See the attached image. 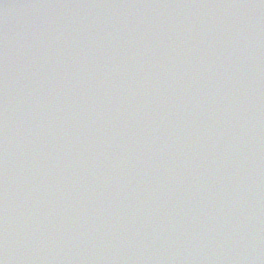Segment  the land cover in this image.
I'll list each match as a JSON object with an SVG mask.
<instances>
[{
  "label": "water",
  "instance_id": "obj_1",
  "mask_svg": "<svg viewBox=\"0 0 264 264\" xmlns=\"http://www.w3.org/2000/svg\"><path fill=\"white\" fill-rule=\"evenodd\" d=\"M88 3L89 4H85V2H83L82 0H55L52 5L50 13L57 14L58 12H61L62 15H65L68 18H71L72 16L76 17L74 13L89 12L88 7H90L91 4H95L96 1L88 2ZM123 5H124V0H122L121 3L115 4L114 6L115 8H117V7H122ZM81 16H87V15L83 14ZM233 27H234V32H238L242 30L243 25L240 24L239 21H236L233 24ZM179 32L182 33V35L187 36V37L191 35L192 43L190 47L194 49L195 52H199L196 54V57L198 59H200L201 55H204L205 58H213L212 61L214 62V67H215V78L214 79L216 80V82L213 83V80L208 82L206 84L207 85L206 92H210L211 89L218 82L220 85L224 84V86L222 87L225 89L226 93L232 92V90L237 89V91L235 92L236 94V93H239L240 90L246 88L245 84L252 83L249 78L250 71L253 70V72L255 73L261 72L262 74H264V57L260 56L258 53H254L252 59L250 60L247 58L242 59L239 54H235L234 52L231 51L228 43H225L224 41L220 40L219 38L220 34L218 35L217 30L213 32H209L206 35H200L199 32L196 31L195 28H193V25L186 24L185 26L182 27V31H179ZM21 33H23L22 35H28V32H25L23 30L21 31ZM15 35H19V32L16 33ZM204 41L208 43V47L206 51L202 53L201 47ZM263 46L264 44H262V47ZM182 53H184L183 50H182ZM224 56H227L228 58ZM140 62H144V61H140ZM140 62L139 61L131 62V60H129V61L122 63L123 65V68L121 69L122 71L119 70L118 74L112 73L105 69H83L80 75L78 76L76 75V77H73V78L69 77V78H71L72 81L75 83L78 80L82 79L83 80L82 85L84 86V88H91V90L93 91H96L97 87L100 84H102L103 88L105 89L106 88L109 89L111 87L114 88L115 83L119 86V88L123 90L129 85L136 87L139 85V83H142V82L147 83V80L149 79V74H145L144 71L140 70L145 65L144 63L141 64ZM15 64H18L17 60H15ZM180 64L182 63L180 62ZM180 64H178L177 68H179ZM193 67L194 68L189 69L188 71H184V73L182 74V77L180 78L181 80L180 83L177 80V78H175L176 74L170 73L176 70L177 68L175 66L171 67L169 69V72L163 73V76L164 77L168 76L167 78L173 79V83L165 82L164 83L165 87L160 84L158 87L153 89L155 93L154 92L150 93L149 91H147V94H145L144 100L149 101L150 105L154 109L157 110V113H155L152 109L153 115L155 114V116L157 117L156 118L155 116L152 117L150 113L151 109L147 110L146 112L147 125L149 124L150 121H152L150 123V127L149 128L146 127V130H144L140 126L137 127V129L141 131L143 134L141 135V137L143 138L144 135L146 136L143 139L144 144L148 143L149 138L152 133L157 132V130L160 131V127H163L165 125V122L168 124H172V122L168 120L170 119L169 116H172V114L175 112L174 109L171 110L172 102H174L173 98L175 94L179 95L181 92H183V89L184 91H188V85H187L188 80L190 81V79L199 71L198 69L201 68V64H199L198 66L194 65ZM118 68H121V67L115 66V69H118ZM200 70L202 71L203 68ZM204 71L205 70H203L202 72ZM152 73L153 72H151V75ZM62 74L63 73H58L59 76H56L53 80H59L61 78L66 79V77H64ZM7 78H8V81H10L11 83H15L11 76H8ZM186 78L188 80L185 81ZM224 80H227V83H224ZM245 80L248 82H244ZM258 83L261 86V87L258 86L260 88V91L264 92L263 79H259ZM1 84L2 85L4 84L2 79H0V85ZM45 84L46 83H42V82H30L27 85L30 87L31 93H34L36 88L40 87L41 89H43V87H45ZM149 89H152V88H149ZM25 94H27V92L24 89V87H22L18 91V95H16L15 98H20L22 97V95H25ZM216 94H217L216 92H213V94H211L213 99H216ZM7 95H9V92L7 93ZM223 95L226 96L225 94ZM37 97L39 98V95H35L33 98L37 99ZM0 101H5V102L10 101L11 102L12 100L9 98V96H5V98L0 96ZM99 101L101 102V95H97V93H93L92 95L90 94L88 95L87 99L82 98L77 103H74L72 112L69 114H65L64 118L68 119L71 115H74L79 111L84 112L83 116L93 117L95 115L93 114L95 112L93 108L95 107V104ZM29 110H30L29 112L28 110L26 112H23L22 110L16 111L10 108L9 112L11 113V115L5 114L2 116V118L5 120L4 122H1L2 119L0 117V151L9 149L12 147V144H16V143L17 144L19 143L20 147H23V149L25 150L28 149L27 144L30 142L28 135H30L32 138L33 134H29V133L26 134V133L21 132V130H23V126L25 127L26 124L29 126L31 125L32 127H37L36 130L39 132V134L36 135L35 140H33L34 142L42 143L43 140L49 137L47 133H44V131L50 132V129L48 130V129L43 128V122L47 124L49 123V119L42 118V119L34 120L35 117L31 116L29 121L28 120L25 121L23 114L32 113L30 108ZM60 111L61 110H58V112ZM225 113H226V116L229 115L228 112H225ZM188 116H190V114L187 112H184V111L177 112V118L179 120H184ZM235 122L239 124V119H236ZM223 133L226 134L229 132L224 130ZM62 141L63 142L67 141V135H64V137L62 138ZM161 142H160V145L162 148L168 145L167 143L163 145ZM176 144H181V141L178 140ZM122 147L125 148L124 146ZM135 148H136L135 146H132L131 150L133 151ZM145 150L147 151V146H145ZM240 151H241V148L236 143L232 142L227 147L225 154L228 157H236ZM55 154H53V156ZM130 161L131 163H135L136 158L134 154L131 155ZM217 161H219V159H217ZM170 165L172 166L174 164L171 162ZM170 165H168L167 168L168 167L171 168ZM145 168L146 166H143V169ZM169 170L172 172L180 171L176 166L172 167ZM153 171L155 173L159 172L156 168L153 169ZM257 171L258 170L256 169L251 176L243 175L244 178L241 181L243 183H241L239 186H236L233 189V193L226 200L227 202L225 204L220 205V207L215 211L216 215H218L219 217H222L223 220L227 219L228 217H233V218L238 217L241 211L243 209H246V206L242 205L240 207H237L233 205L232 201L233 199L239 197L242 194L241 191L243 190V188L249 187V185L252 184L253 191L254 193H257L258 196L254 197L255 200H252L250 205L254 204L257 207L260 206L261 210L258 212H255L254 214L253 213L251 214V216L255 218L251 222H257L256 220L258 219L257 215L264 214V200H262V198H264V176L261 179L260 174ZM94 172L96 171L94 170ZM176 173L180 175V178L186 176L183 179H189V183L191 184L197 183L199 182L197 180L204 179L205 177H207V172L205 173L204 171H198L195 174L190 173V171H186V172L180 171ZM246 173L248 175L250 174L249 171H247ZM192 176L194 177L191 178ZM154 182L156 183V180H154ZM257 182L263 185L261 189H259V186H256ZM145 183H146L145 175L141 173L140 176L136 178H131L129 180L128 182L129 187L127 188V191L130 192L131 194H137L138 192L142 190L144 191V189H148V185H146ZM158 183L166 184L164 181H158ZM224 188H228V187L224 186ZM137 189H141V190L139 191ZM148 191L153 194L161 195L159 193H156L154 189H149ZM201 192L210 193L211 187L209 185L203 186V189ZM140 198H143V196H141ZM178 207H181V206L179 205ZM168 212L171 214L170 217L173 220H175V218L180 220L181 225H182L181 228H182L183 238L188 239L190 236H192L190 239H188V241L192 243V244L188 243L189 245H187L189 250H191L190 248H192V245H194V248H198L204 244L206 228L203 225V223L208 224L209 220H208L207 215H200L198 217V221L193 222L192 221L193 215H190L191 217L184 216L183 215L184 212L181 211V208H178L176 210L172 209V211L169 209ZM249 222L250 221H248V223ZM222 223L223 222H221V224H217V226L222 227L221 226ZM240 223H245L244 218L240 221ZM247 226L249 229V224H247ZM249 247H253V245H250ZM109 255H110V258H107L108 261H115L117 259V256H115L116 255L115 253H113L112 255L111 254Z\"/></svg>",
  "mask_w": 264,
  "mask_h": 264
},
{
  "label": "snow or ice",
  "instance_id": "obj_2",
  "mask_svg": "<svg viewBox=\"0 0 264 264\" xmlns=\"http://www.w3.org/2000/svg\"><path fill=\"white\" fill-rule=\"evenodd\" d=\"M0 264H2V262H0Z\"/></svg>",
  "mask_w": 264,
  "mask_h": 264
}]
</instances>
